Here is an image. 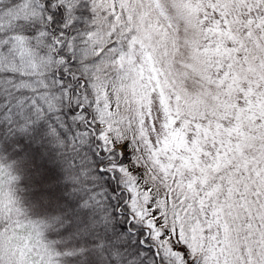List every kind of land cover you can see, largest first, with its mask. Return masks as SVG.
Returning a JSON list of instances; mask_svg holds the SVG:
<instances>
[{"label": "snow or ice", "instance_id": "obj_1", "mask_svg": "<svg viewBox=\"0 0 264 264\" xmlns=\"http://www.w3.org/2000/svg\"><path fill=\"white\" fill-rule=\"evenodd\" d=\"M0 264H264V0H0Z\"/></svg>", "mask_w": 264, "mask_h": 264}]
</instances>
